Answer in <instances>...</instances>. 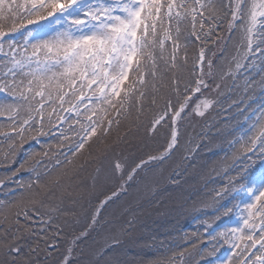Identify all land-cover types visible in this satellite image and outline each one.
Instances as JSON below:
<instances>
[{
	"label": "snow or ice",
	"instance_id": "obj_1",
	"mask_svg": "<svg viewBox=\"0 0 264 264\" xmlns=\"http://www.w3.org/2000/svg\"><path fill=\"white\" fill-rule=\"evenodd\" d=\"M0 168V264H264V0H0Z\"/></svg>",
	"mask_w": 264,
	"mask_h": 264
},
{
	"label": "trees",
	"instance_id": "obj_2",
	"mask_svg": "<svg viewBox=\"0 0 264 264\" xmlns=\"http://www.w3.org/2000/svg\"><path fill=\"white\" fill-rule=\"evenodd\" d=\"M19 38V37H17ZM226 96L230 95L228 93ZM221 100H224V97H221ZM230 103V100L227 102ZM227 103L223 104L224 109H227ZM219 113V114H218ZM231 113L227 110L220 111V109L210 110V114L206 115L205 118H197L193 122V128H189V132L193 134H199L201 130L207 132V137L200 140L199 143L201 147L196 150L194 156V162L199 166L201 164H207L210 169L214 166V162L224 156V153L230 151L229 146L226 142H223L221 138L215 137L216 128L215 127H205V123L208 125H213L216 121L228 119ZM47 139V138H42ZM211 141V142H210ZM32 147H39L35 143H32ZM29 145H25L27 149ZM4 174V170L0 168V176ZM21 178H27V173H23ZM246 197L241 194L237 201L245 199ZM209 214L210 210H209ZM203 213L189 209L183 214H172L171 216H159L153 220H150L152 224L149 223V233L146 234L145 240L151 244V236H155L156 242L155 246L158 245V242L164 241L165 244L172 243H181L182 238L185 233H191L195 230L203 231V228L198 223L199 220L203 219ZM236 222L235 216L231 219L224 218L220 221V226L223 227L225 224H234ZM155 246H139L132 247L130 249L132 256H139L141 258H150L157 254ZM137 251V254L135 252ZM227 253L222 249L218 255H226ZM130 255V256H131Z\"/></svg>",
	"mask_w": 264,
	"mask_h": 264
},
{
	"label": "rangeland",
	"instance_id": "obj_3",
	"mask_svg": "<svg viewBox=\"0 0 264 264\" xmlns=\"http://www.w3.org/2000/svg\"><path fill=\"white\" fill-rule=\"evenodd\" d=\"M0 198H2V192H0ZM155 218H158V217H153V219H155ZM152 219V220H153ZM149 223L150 224H152L150 221H149ZM149 243V242H148ZM159 246H160V242H158V245L157 246H155V248H156V250L159 248ZM135 254H137V251L135 252ZM129 255H131V252L129 251ZM138 255V254H137ZM132 256V255H131Z\"/></svg>",
	"mask_w": 264,
	"mask_h": 264
}]
</instances>
